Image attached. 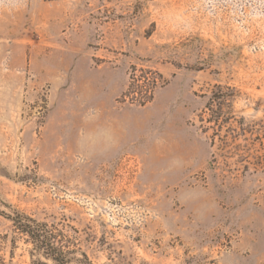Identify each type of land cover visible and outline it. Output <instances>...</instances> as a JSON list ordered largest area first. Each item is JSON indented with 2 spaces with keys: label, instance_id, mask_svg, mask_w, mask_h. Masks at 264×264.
<instances>
[{
  "label": "rangeland",
  "instance_id": "1",
  "mask_svg": "<svg viewBox=\"0 0 264 264\" xmlns=\"http://www.w3.org/2000/svg\"><path fill=\"white\" fill-rule=\"evenodd\" d=\"M0 210L71 264H264V0H0ZM31 249L0 214V264Z\"/></svg>",
  "mask_w": 264,
  "mask_h": 264
},
{
  "label": "trees",
  "instance_id": "2",
  "mask_svg": "<svg viewBox=\"0 0 264 264\" xmlns=\"http://www.w3.org/2000/svg\"><path fill=\"white\" fill-rule=\"evenodd\" d=\"M131 69L129 83L122 92L123 99H127L130 103L144 105L153 98V91L158 84L160 75L156 71L147 68H139V72L136 73L135 65L131 66ZM234 97L235 90L233 88L216 85L205 105V108L209 111L205 121L221 127L223 123L234 119V114L230 109ZM223 106H226L228 110L223 112ZM0 214L9 218L14 227L25 235L32 244L31 256L38 255L36 260H32V264H71L69 254L76 250L69 249L64 239L65 235L56 230L53 224L38 221L19 212L9 215L0 210ZM81 255L85 256L83 252H81Z\"/></svg>",
  "mask_w": 264,
  "mask_h": 264
}]
</instances>
